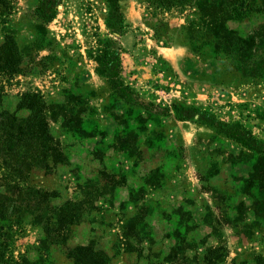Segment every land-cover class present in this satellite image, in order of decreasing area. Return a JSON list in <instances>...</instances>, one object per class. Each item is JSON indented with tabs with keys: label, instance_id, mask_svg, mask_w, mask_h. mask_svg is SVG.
I'll use <instances>...</instances> for the list:
<instances>
[{
	"label": "rangeland",
	"instance_id": "1",
	"mask_svg": "<svg viewBox=\"0 0 264 264\" xmlns=\"http://www.w3.org/2000/svg\"><path fill=\"white\" fill-rule=\"evenodd\" d=\"M119 5L109 28L108 0H0V44L10 24L22 55L2 106L39 94L66 158L29 184L43 213L76 216L54 245L33 203L0 218L2 264H74L78 246L108 264H264V15L228 22L227 54L194 0Z\"/></svg>",
	"mask_w": 264,
	"mask_h": 264
},
{
	"label": "trees",
	"instance_id": "2",
	"mask_svg": "<svg viewBox=\"0 0 264 264\" xmlns=\"http://www.w3.org/2000/svg\"><path fill=\"white\" fill-rule=\"evenodd\" d=\"M108 1L111 13L107 24L109 28H116V21L113 19L122 17V13H118L120 0ZM194 1L199 8L201 20L207 24V27L210 26V30L216 31L214 49L222 53L233 54L234 47L237 45L236 34L228 28L229 21L244 18L246 11L264 15V0ZM54 13L47 14L46 6L40 9V16L48 21L54 17L56 14ZM10 15V13L7 14V16ZM121 28L122 25L117 30ZM256 35L260 38L258 45L264 46V25L260 27ZM21 63L22 55L15 42L14 30L9 24L4 35V43L0 44V218L13 219L17 217V207L27 204L25 208L29 209L28 204L33 203L34 210L30 214L36 215V220L43 222L46 233L44 243L49 245L59 244L61 241L64 243L65 230L76 222V216L67 213L65 207L56 211L54 216L43 213V203L49 200L50 195L29 184L33 172L49 171L52 164L66 160L64 152L50 129L46 114L47 105L43 98L34 92L22 95L15 112L3 108L1 103L3 83L12 80L20 72ZM241 69L244 72L249 70L246 65ZM252 74L255 77H264V65L258 67L254 64ZM22 111L29 113L26 116H20L19 112ZM228 136L249 149H254V144L257 143L251 138L247 141L245 135L238 132ZM12 230L14 229L10 231ZM1 247L2 244H0V253ZM4 254L0 255V264L3 263L2 259L5 260ZM70 257L74 260V264H108L110 262V258L104 251L96 250L92 246H78L70 252Z\"/></svg>",
	"mask_w": 264,
	"mask_h": 264
}]
</instances>
